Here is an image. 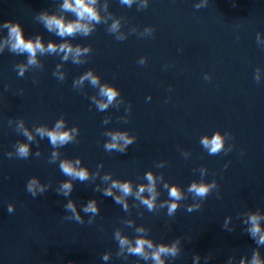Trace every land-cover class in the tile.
Wrapping results in <instances>:
<instances>
[{
	"label": "water",
	"instance_id": "1",
	"mask_svg": "<svg viewBox=\"0 0 264 264\" xmlns=\"http://www.w3.org/2000/svg\"><path fill=\"white\" fill-rule=\"evenodd\" d=\"M194 3L149 0L138 10L136 4L126 7L109 0L108 10L120 17V31L126 34L117 40L107 23L97 24L86 37L61 38L46 31L36 14L59 12V0H0V20L18 21L26 37L38 34L45 44L66 39L91 48L81 63L37 53L39 64L29 66L23 76L15 66L26 55L6 47L0 51V264H136L134 255L127 260L116 255L113 231L118 228L133 237L137 226L145 227L154 243L180 239L177 255L165 257V264H192L194 255L200 257L197 264H238L241 256L250 259L253 250L264 258V245L255 243L245 223L250 212L264 217V0H208L199 9ZM146 25L153 27V34L139 35ZM131 27L136 32H129ZM140 56L144 64L137 63ZM57 64L62 80L53 75ZM257 67L260 82L253 79ZM88 69L100 83L120 90L103 111L91 100L101 99L98 85L85 80L73 87V79ZM125 106H130L126 119ZM59 118L67 128L75 125L78 133L56 149L59 157L53 162L47 137L34 134L26 141L17 121L23 120L31 131L38 125L51 127ZM118 130L134 135L135 141L122 153L105 151V133ZM215 130L230 133L225 139V147L232 145L229 152L209 155L201 146V136ZM18 141L29 144L27 158L15 156ZM77 157L89 177L72 180L65 197L57 190L69 178L60 172L58 161ZM147 170L161 177L152 211L131 195L125 211L97 190L107 184L101 180L105 173L128 179L135 187L147 182ZM31 176L48 186L43 194L32 197L25 190ZM200 180H215L217 187L203 198L194 197L187 186ZM164 182L176 184L183 194L171 216L166 206L159 207L169 199ZM89 199L97 202L95 216L80 211ZM68 200L83 223L68 219ZM8 203L14 205L11 213ZM197 204L199 208L186 210ZM129 219L131 226L125 222ZM260 226L264 229V219ZM104 251L111 253L107 262L100 259Z\"/></svg>",
	"mask_w": 264,
	"mask_h": 264
},
{
	"label": "clouds",
	"instance_id": "2",
	"mask_svg": "<svg viewBox=\"0 0 264 264\" xmlns=\"http://www.w3.org/2000/svg\"><path fill=\"white\" fill-rule=\"evenodd\" d=\"M120 3L126 7H131L133 4L137 5L138 10L145 8L149 4V0H120ZM208 0H195L194 7L199 9L205 6ZM59 12L47 10H41L36 14L35 19L40 22L44 29L48 32L54 33L56 36L73 37L77 34L81 36H88L97 24L107 23V31L111 34H115V39L124 40L126 34L120 31L121 19L118 16H114L109 12V0H59L58 4ZM71 14L70 17L65 14ZM110 20V23L108 22ZM0 31L4 34L0 36V51H3L5 47L8 51L15 54L26 55V61L18 63L15 67L18 76H23L25 70L29 66H36L39 64L37 59V53L44 55L45 53H55L60 56L61 61H67L71 59L72 63H81V58L91 51L89 45L72 44L69 40L62 39L61 42L56 43L51 40L47 44L43 43L40 35L34 37H26L24 35L23 28L18 21L4 19L0 20ZM129 32H136L135 27H131ZM154 32L153 27L144 26L139 32V35L151 36ZM259 32L256 33V39L259 43ZM137 63L144 64L145 57L140 56ZM61 64H57L53 75L62 80L63 73L59 71ZM204 79H209L207 73L204 74ZM253 79L256 82H260L262 79V71L257 67L254 71ZM87 80L91 85H98V95L101 99L92 97L91 100L95 104L98 111L105 110L110 104L120 96V90L112 84L100 83L99 77L93 72L92 69H88L79 75L78 78L73 79V87H77ZM7 87V86H5ZM146 100L151 99L150 95L145 97ZM130 110V106H125V119L127 118V112ZM107 123V118L103 121ZM17 128L21 131L22 135L26 138V141H32L34 134L40 138L47 137L49 144L52 146L51 161H57L59 153L57 148L72 142L76 139L78 128L73 125L71 128L65 127V121L63 118L57 119L51 127L46 125L34 126L30 131L25 127L23 120L17 121ZM108 137L103 144L105 151L116 150L117 152H124L128 145L132 144L136 137L130 135L127 131H110L106 132ZM230 137L228 131L221 132L219 130L213 131L210 135H204L200 138L201 146L207 151L209 155L217 154L221 151L224 153L229 152L232 149V145L228 144L225 147V139ZM29 144L25 141H18L14 145V153L17 158H27L29 156ZM8 157H12L13 153L8 152L5 154ZM39 155V151L35 153ZM58 167L60 172L69 179L60 183L58 188V194L68 196L72 188V180L84 181L89 177V170L87 167L81 165L80 159L77 158H60L58 161ZM101 164L97 165L99 169ZM224 167H227L225 162ZM203 172V170H202ZM95 175V173H93ZM144 179L146 183H139L133 186L132 182L128 179L112 178L109 173H105L101 176V180L107 182L106 186L100 188L97 186V190L101 191L104 196L112 197L113 201L121 205L125 211L128 209V203L126 197L133 196L139 203L146 207L148 211H152L157 207L158 191L156 188L157 180L161 179L159 176H154L151 170H147L144 173ZM47 185L41 184L37 177L31 176L27 179L25 184V190L31 194L32 197H36L37 193L43 194ZM163 187L167 189L168 200L160 201L159 207L164 208L166 206L167 215L171 216L175 210L179 207V201L183 199V194L180 188L176 184H168L164 182ZM217 184L215 180L211 181H193L187 186V191L194 197H205L210 190L216 188ZM115 190V191H114ZM147 195H143V193ZM193 208H199V205H190L187 207V211H193ZM7 212L11 213L14 210V205L8 203L6 205ZM64 211L70 213L68 219L74 220L77 223H83L80 214L74 203L71 200L64 205ZM80 211L84 213H91L95 216L99 211L97 202L95 199H89L84 204ZM264 219L256 212H250L247 216L245 223H247V231L250 236L255 240L257 245H264V229L260 226V221ZM129 226L133 224L132 220L125 221ZM89 223H91V217H89ZM137 235L129 237L122 234L117 228L113 231V239L117 242L116 255L122 257L124 260L128 259L129 254L138 257L136 264H139L140 260L151 261V264H165V257H175L179 251L180 239H173L170 242L154 243L151 238L146 235L147 229L143 226H137L135 228ZM111 253L104 251L101 253L100 259L102 261H109ZM200 259L198 255L192 257V264H197ZM68 264H72L71 261ZM238 264H264V258L261 257L259 251L253 250L250 259H245L241 256Z\"/></svg>",
	"mask_w": 264,
	"mask_h": 264
}]
</instances>
